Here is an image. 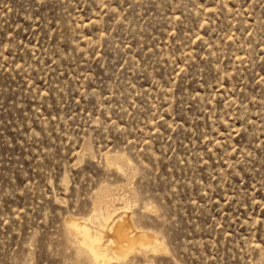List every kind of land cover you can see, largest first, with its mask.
Returning <instances> with one entry per match:
<instances>
[{"label": "rangeland", "instance_id": "rangeland-1", "mask_svg": "<svg viewBox=\"0 0 264 264\" xmlns=\"http://www.w3.org/2000/svg\"><path fill=\"white\" fill-rule=\"evenodd\" d=\"M113 206L164 247L109 264H264V0H0V264Z\"/></svg>", "mask_w": 264, "mask_h": 264}, {"label": "bare ground", "instance_id": "bare-ground-1", "mask_svg": "<svg viewBox=\"0 0 264 264\" xmlns=\"http://www.w3.org/2000/svg\"><path fill=\"white\" fill-rule=\"evenodd\" d=\"M107 156H105V159L108 166H110V168L113 166L116 168V171H122L121 165L126 161L125 155L123 156V154L120 155L117 153L113 156ZM110 191L109 187H102L96 198H94L95 205ZM100 202L98 203L99 205ZM101 209H94L93 213L85 219L76 217L73 218L72 216L67 217L66 220H64V231L67 240L73 245L75 244L77 253L76 256L83 258L86 263L109 264L110 261L122 262L125 261L127 256H130L128 255L129 253L146 255L148 251H154L155 248L157 249L158 246L161 247L164 244L163 242H160L161 240L158 239L155 234V237L154 235L152 236L154 237V239H152L154 240V245L151 246L144 243L148 236L145 234L146 232L144 233L143 230H139L134 218V211L126 210L129 209L128 206H124L123 208H115L113 206L112 208L104 207L103 210ZM88 223L96 225L94 231L90 230L91 226L89 227ZM147 231L148 233L150 232V230ZM150 235H152V233L149 234V237ZM149 241L150 242H146L150 244L151 240L149 239Z\"/></svg>", "mask_w": 264, "mask_h": 264}]
</instances>
